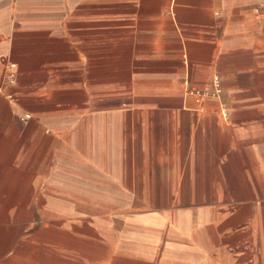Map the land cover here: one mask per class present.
I'll return each instance as SVG.
<instances>
[{"label": "crops", "instance_id": "1", "mask_svg": "<svg viewBox=\"0 0 264 264\" xmlns=\"http://www.w3.org/2000/svg\"><path fill=\"white\" fill-rule=\"evenodd\" d=\"M0 264H264V0H0Z\"/></svg>", "mask_w": 264, "mask_h": 264}, {"label": "rangeland", "instance_id": "2", "mask_svg": "<svg viewBox=\"0 0 264 264\" xmlns=\"http://www.w3.org/2000/svg\"><path fill=\"white\" fill-rule=\"evenodd\" d=\"M259 237V234H256Z\"/></svg>", "mask_w": 264, "mask_h": 264}]
</instances>
